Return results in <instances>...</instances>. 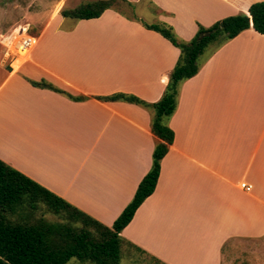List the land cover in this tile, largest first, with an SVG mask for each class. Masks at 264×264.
<instances>
[{
  "label": "crops",
  "instance_id": "1",
  "mask_svg": "<svg viewBox=\"0 0 264 264\" xmlns=\"http://www.w3.org/2000/svg\"><path fill=\"white\" fill-rule=\"evenodd\" d=\"M81 1L58 3L29 52L0 71V159L111 227L157 138L147 109L95 97L155 103L180 55L142 23L189 41L263 0H115L96 19L60 16ZM142 3L150 22L121 8ZM41 80L85 99L29 83ZM176 109L156 188L119 236L157 264H223L227 243L264 239V35L245 30L223 44L182 83Z\"/></svg>",
  "mask_w": 264,
  "mask_h": 264
},
{
  "label": "trees",
  "instance_id": "2",
  "mask_svg": "<svg viewBox=\"0 0 264 264\" xmlns=\"http://www.w3.org/2000/svg\"><path fill=\"white\" fill-rule=\"evenodd\" d=\"M114 1L95 0L73 9H62L59 14L71 20L96 19L110 9ZM142 25L160 34L179 50L180 55L161 98L155 103H146L125 94L95 97L103 102L135 104L151 114V133L157 142L152 153V165L139 182L133 198L113 225L106 227L0 159V264H67L72 258L91 264H120L122 253L124 256L126 250L132 249L119 234L139 206L153 194L161 160L173 144L174 132L168 121L177 110L180 86L197 75L201 65L216 50L241 32L253 30L264 35V0L252 4L246 13L226 17L209 28L199 26L189 41L180 40L168 25ZM214 28H218L215 34L197 40L200 33ZM207 50L210 51L208 56L201 60ZM29 83L35 88L65 95L71 101L85 99L71 97L44 80Z\"/></svg>",
  "mask_w": 264,
  "mask_h": 264
},
{
  "label": "rangeland",
  "instance_id": "3",
  "mask_svg": "<svg viewBox=\"0 0 264 264\" xmlns=\"http://www.w3.org/2000/svg\"><path fill=\"white\" fill-rule=\"evenodd\" d=\"M95 0H82L88 3ZM66 0H0V71L9 67V60L5 57L6 44L10 36L19 28L28 26V33L35 36L42 26L50 22L58 3ZM119 4L114 2V6ZM68 7L70 5L68 4ZM149 6L140 4L136 12L121 7L129 14H139L145 22L148 19ZM65 8V7H64ZM239 15V14H238ZM207 50L201 60L208 56ZM47 218L52 219L51 216ZM264 264V239L261 240H233L227 243L223 249V264ZM67 264H91L90 262H81L72 258ZM120 264H157L149 260L144 255L136 253L133 250L125 251Z\"/></svg>",
  "mask_w": 264,
  "mask_h": 264
},
{
  "label": "built area",
  "instance_id": "4",
  "mask_svg": "<svg viewBox=\"0 0 264 264\" xmlns=\"http://www.w3.org/2000/svg\"><path fill=\"white\" fill-rule=\"evenodd\" d=\"M28 28V26L19 28L8 39L5 57L9 60V65L17 58L25 56L35 44V37L28 33ZM241 187L249 186L243 184Z\"/></svg>",
  "mask_w": 264,
  "mask_h": 264
},
{
  "label": "water",
  "instance_id": "5",
  "mask_svg": "<svg viewBox=\"0 0 264 264\" xmlns=\"http://www.w3.org/2000/svg\"><path fill=\"white\" fill-rule=\"evenodd\" d=\"M217 30H218V28H214V29H211V30L204 31V32H202V33H200L198 35L197 40L200 41L203 38H208L211 35L215 34L217 32Z\"/></svg>",
  "mask_w": 264,
  "mask_h": 264
}]
</instances>
